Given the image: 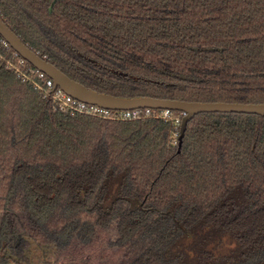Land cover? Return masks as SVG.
<instances>
[{
    "label": "trees",
    "instance_id": "1",
    "mask_svg": "<svg viewBox=\"0 0 264 264\" xmlns=\"http://www.w3.org/2000/svg\"><path fill=\"white\" fill-rule=\"evenodd\" d=\"M0 16L97 91L264 103V0H0ZM1 38L0 264H50L112 223L122 264H264V115L200 112L179 148L154 114L62 110Z\"/></svg>",
    "mask_w": 264,
    "mask_h": 264
},
{
    "label": "water",
    "instance_id": "2",
    "mask_svg": "<svg viewBox=\"0 0 264 264\" xmlns=\"http://www.w3.org/2000/svg\"><path fill=\"white\" fill-rule=\"evenodd\" d=\"M0 35L6 39L15 52L20 54L35 68L45 72L54 82L55 87L62 88L65 92L83 101L95 103L110 109H134L150 107L154 109H171L183 111L179 148L182 144L188 122L200 112H239L264 115V103H245L231 101H190L184 99L161 98L154 96L120 97L110 93L94 90L82 82L70 77L53 62L41 57L0 16ZM14 264V263H9Z\"/></svg>",
    "mask_w": 264,
    "mask_h": 264
},
{
    "label": "built area",
    "instance_id": "3",
    "mask_svg": "<svg viewBox=\"0 0 264 264\" xmlns=\"http://www.w3.org/2000/svg\"><path fill=\"white\" fill-rule=\"evenodd\" d=\"M1 43L4 46H9V43L3 37L1 38ZM17 53V52H16ZM23 60L19 61L22 64ZM16 74L21 76L22 79L29 80L33 85L44 92L45 96L51 97L59 107L64 111L69 112H83L90 115L107 117V118H131L139 117L146 114H154V116L162 117L166 120H170L176 126L178 131L175 137H179L180 126L184 116L183 111L179 113H173V110L163 108L154 109L150 107L145 108H134V109H110L103 107L101 105L83 101L73 95L68 94L60 87H55L54 80L48 76L45 72L38 70H31L30 68H22L20 65L13 64Z\"/></svg>",
    "mask_w": 264,
    "mask_h": 264
},
{
    "label": "rangeland",
    "instance_id": "4",
    "mask_svg": "<svg viewBox=\"0 0 264 264\" xmlns=\"http://www.w3.org/2000/svg\"><path fill=\"white\" fill-rule=\"evenodd\" d=\"M4 211L0 210L1 218ZM7 218L17 230L22 221L27 220L21 212H8ZM117 230L112 223L107 227L98 226L95 229L92 241L83 247L70 246L51 257L50 264H122L127 259L124 246L115 243Z\"/></svg>",
    "mask_w": 264,
    "mask_h": 264
},
{
    "label": "crops",
    "instance_id": "5",
    "mask_svg": "<svg viewBox=\"0 0 264 264\" xmlns=\"http://www.w3.org/2000/svg\"><path fill=\"white\" fill-rule=\"evenodd\" d=\"M9 264V263H8Z\"/></svg>",
    "mask_w": 264,
    "mask_h": 264
}]
</instances>
